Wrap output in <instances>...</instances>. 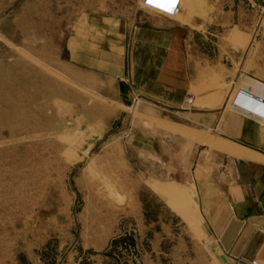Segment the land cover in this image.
Returning a JSON list of instances; mask_svg holds the SVG:
<instances>
[{
    "label": "rangeland",
    "instance_id": "obj_1",
    "mask_svg": "<svg viewBox=\"0 0 264 264\" xmlns=\"http://www.w3.org/2000/svg\"><path fill=\"white\" fill-rule=\"evenodd\" d=\"M206 1L181 0L177 16L197 44L233 45L236 19L249 28L264 13V0ZM149 19L144 0H0V264H209L161 145L182 120L100 94L92 72L117 66L107 42L123 25ZM174 145L184 160L200 151Z\"/></svg>",
    "mask_w": 264,
    "mask_h": 264
},
{
    "label": "crops",
    "instance_id": "obj_2",
    "mask_svg": "<svg viewBox=\"0 0 264 264\" xmlns=\"http://www.w3.org/2000/svg\"><path fill=\"white\" fill-rule=\"evenodd\" d=\"M154 11L157 19L123 25L117 44L114 39L107 42L106 53L113 61L115 52L120 54L117 66L109 67L107 62L106 72L99 70L102 66L92 71L97 90L105 96H134L147 118H179L181 125H168L190 131L186 136L165 126L170 133L161 145L170 146L171 179L177 184L185 180L192 196L191 212L200 237L195 243L202 246L205 260L264 263V13L249 28L237 18L236 28L245 34L236 35V29L233 45L216 48L197 44L198 34L177 16ZM215 48L217 58L211 56ZM114 75L123 85L104 82L103 78ZM221 82L231 86L230 94ZM124 84L132 93L125 95L121 89L112 94V86ZM201 85L205 95L198 98L194 90ZM246 87L253 90L248 92ZM240 92L248 96H238ZM191 96L195 103L188 109ZM180 139L187 147L199 149L197 155L181 159L174 145ZM222 143L246 155L231 153Z\"/></svg>",
    "mask_w": 264,
    "mask_h": 264
},
{
    "label": "built area",
    "instance_id": "obj_3",
    "mask_svg": "<svg viewBox=\"0 0 264 264\" xmlns=\"http://www.w3.org/2000/svg\"><path fill=\"white\" fill-rule=\"evenodd\" d=\"M157 2L163 3L164 0H157ZM144 5L151 10H156L158 12L167 14L172 17L178 16L181 13V8H182L181 0H175L174 6L172 7L171 10L155 7L153 6V4L149 3V0H144ZM238 96H240V94ZM194 103H195V97L194 96L189 97L187 100V106L191 108L193 107ZM250 264H264V263L259 260H254Z\"/></svg>",
    "mask_w": 264,
    "mask_h": 264
},
{
    "label": "bare ground",
    "instance_id": "obj_4",
    "mask_svg": "<svg viewBox=\"0 0 264 264\" xmlns=\"http://www.w3.org/2000/svg\"><path fill=\"white\" fill-rule=\"evenodd\" d=\"M16 47V46H15ZM31 60V59H30ZM47 68V67H46ZM54 75V74H53ZM57 75V74H56ZM17 117H19V115L17 116ZM167 126H169L170 127V129L172 128V130H174V131H176V133L178 132V133H180V134H183V135H187L186 133L187 132H184V131H182V130H178V129H176L175 127H173V126H170V125H167ZM196 137V136H195ZM198 137V136H197ZM201 137V136H200ZM202 138H204V137H202ZM68 141V140H67ZM69 142V141H68ZM206 142H208V141H206ZM210 142V141H209ZM222 147H224L226 150H228V151H230L231 153H234V154H238V155H246V151H244V150H240V149H237V148H235V147H232V146H230V145H228V144H223L222 143ZM246 157V156H245ZM93 161V160H92ZM91 166H93V165H91ZM95 166V165H94ZM94 168V167H93ZM87 169H89V168H87ZM94 170V169H93Z\"/></svg>",
    "mask_w": 264,
    "mask_h": 264
},
{
    "label": "snow or ice",
    "instance_id": "obj_5",
    "mask_svg": "<svg viewBox=\"0 0 264 264\" xmlns=\"http://www.w3.org/2000/svg\"><path fill=\"white\" fill-rule=\"evenodd\" d=\"M149 3L153 4V6L155 7L171 10L172 7L174 6L175 0H164L163 3L157 2V0H149Z\"/></svg>",
    "mask_w": 264,
    "mask_h": 264
},
{
    "label": "water",
    "instance_id": "obj_6",
    "mask_svg": "<svg viewBox=\"0 0 264 264\" xmlns=\"http://www.w3.org/2000/svg\"><path fill=\"white\" fill-rule=\"evenodd\" d=\"M223 260H224V261H226V259H225V258H223Z\"/></svg>",
    "mask_w": 264,
    "mask_h": 264
}]
</instances>
